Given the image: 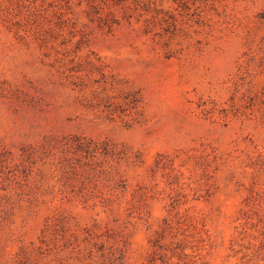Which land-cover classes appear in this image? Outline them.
Returning a JSON list of instances; mask_svg holds the SVG:
<instances>
[{
    "label": "rangeland",
    "instance_id": "obj_1",
    "mask_svg": "<svg viewBox=\"0 0 264 264\" xmlns=\"http://www.w3.org/2000/svg\"><path fill=\"white\" fill-rule=\"evenodd\" d=\"M0 264H264V0H0Z\"/></svg>",
    "mask_w": 264,
    "mask_h": 264
}]
</instances>
